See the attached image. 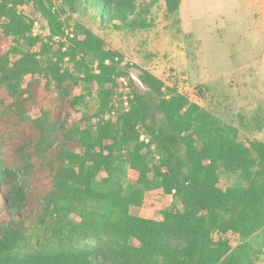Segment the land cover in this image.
<instances>
[{
    "label": "trees",
    "instance_id": "1",
    "mask_svg": "<svg viewBox=\"0 0 264 264\" xmlns=\"http://www.w3.org/2000/svg\"><path fill=\"white\" fill-rule=\"evenodd\" d=\"M60 2L0 0V264H257L264 142L241 140L177 78L137 66L131 78L123 54L72 17L92 9L103 29H147L148 4ZM164 4L178 22L180 0ZM156 191L172 197L160 219L131 213Z\"/></svg>",
    "mask_w": 264,
    "mask_h": 264
},
{
    "label": "rangeland",
    "instance_id": "2",
    "mask_svg": "<svg viewBox=\"0 0 264 264\" xmlns=\"http://www.w3.org/2000/svg\"><path fill=\"white\" fill-rule=\"evenodd\" d=\"M54 4L60 7L61 2L54 0ZM138 4L149 5L147 29H103L92 9L72 17L100 36L107 48L123 54L131 78L138 74L135 66L163 79L167 86L177 78L181 92L235 126L241 140L264 142V0H180L178 22L167 15L164 0H138ZM34 22L33 34L44 38L45 21L37 15ZM124 79L126 85L119 89L123 97L129 91L125 89L128 78ZM95 89L86 98L87 107H81L88 114L96 109ZM79 93L76 88L73 95ZM38 114L34 110L31 116ZM230 182L221 175L219 186ZM171 201L161 191L148 193L143 206L132 208L131 213L160 219V211ZM228 238L235 246L237 237L228 234ZM257 264H264V256Z\"/></svg>",
    "mask_w": 264,
    "mask_h": 264
},
{
    "label": "built area",
    "instance_id": "3",
    "mask_svg": "<svg viewBox=\"0 0 264 264\" xmlns=\"http://www.w3.org/2000/svg\"><path fill=\"white\" fill-rule=\"evenodd\" d=\"M119 82H120L121 86H122V85H123V86L126 85V81H125L124 77H120V78H119ZM123 86H122V88H123ZM125 89H126V91H128V86L125 87ZM124 94H126V93H124ZM124 105L126 106V103H124Z\"/></svg>",
    "mask_w": 264,
    "mask_h": 264
},
{
    "label": "crops",
    "instance_id": "4",
    "mask_svg": "<svg viewBox=\"0 0 264 264\" xmlns=\"http://www.w3.org/2000/svg\"><path fill=\"white\" fill-rule=\"evenodd\" d=\"M137 216H140V215H137Z\"/></svg>",
    "mask_w": 264,
    "mask_h": 264
}]
</instances>
